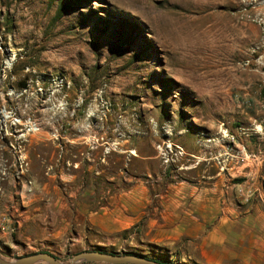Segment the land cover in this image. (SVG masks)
<instances>
[{
  "label": "rangeland",
  "instance_id": "1",
  "mask_svg": "<svg viewBox=\"0 0 264 264\" xmlns=\"http://www.w3.org/2000/svg\"><path fill=\"white\" fill-rule=\"evenodd\" d=\"M252 154L264 156V0H0L3 255L182 264L138 243V225L108 244L70 239L96 233L83 221L108 192L143 182L154 196L206 158Z\"/></svg>",
  "mask_w": 264,
  "mask_h": 264
},
{
  "label": "crops",
  "instance_id": "2",
  "mask_svg": "<svg viewBox=\"0 0 264 264\" xmlns=\"http://www.w3.org/2000/svg\"><path fill=\"white\" fill-rule=\"evenodd\" d=\"M214 149L207 144L211 155ZM213 159L206 158L210 166L203 174L193 165L187 170L196 169L197 177L168 182L154 196L143 182L108 192L83 221L96 233L86 228L70 240L108 244L138 225V243L164 248L182 264H264V156L256 154L240 166L225 158L215 167ZM240 176L245 177L241 192Z\"/></svg>",
  "mask_w": 264,
  "mask_h": 264
},
{
  "label": "water",
  "instance_id": "3",
  "mask_svg": "<svg viewBox=\"0 0 264 264\" xmlns=\"http://www.w3.org/2000/svg\"><path fill=\"white\" fill-rule=\"evenodd\" d=\"M169 264L137 253L105 252L100 249L84 250L68 260H61L48 252H35L17 258H10L0 251V264Z\"/></svg>",
  "mask_w": 264,
  "mask_h": 264
},
{
  "label": "trees",
  "instance_id": "4",
  "mask_svg": "<svg viewBox=\"0 0 264 264\" xmlns=\"http://www.w3.org/2000/svg\"><path fill=\"white\" fill-rule=\"evenodd\" d=\"M98 249H100V250H102V251H105V252H108L106 249H102V248H98ZM137 254H140V253H137ZM140 255H142V254H140ZM144 256H146V255H144ZM147 257L152 258V259H155V260L160 261V262L169 263V264H175V263H172V262L166 261V260L161 259V258L150 257V256H147Z\"/></svg>",
  "mask_w": 264,
  "mask_h": 264
},
{
  "label": "built area",
  "instance_id": "5",
  "mask_svg": "<svg viewBox=\"0 0 264 264\" xmlns=\"http://www.w3.org/2000/svg\"><path fill=\"white\" fill-rule=\"evenodd\" d=\"M170 145H171V144H170ZM176 150H177V155H178V154H179V155H183V153H184V149H183V147L177 145V146H176ZM249 157L255 158V157H256V154L249 155Z\"/></svg>",
  "mask_w": 264,
  "mask_h": 264
}]
</instances>
